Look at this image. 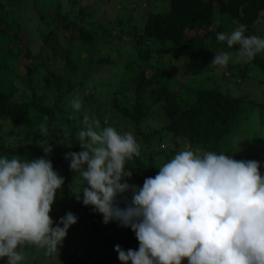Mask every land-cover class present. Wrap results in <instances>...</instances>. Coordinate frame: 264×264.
Wrapping results in <instances>:
<instances>
[{"label": "clouds", "instance_id": "obj_1", "mask_svg": "<svg viewBox=\"0 0 264 264\" xmlns=\"http://www.w3.org/2000/svg\"><path fill=\"white\" fill-rule=\"evenodd\" d=\"M246 28L241 24L230 34L218 33L217 39L229 47L239 45V55L250 61L264 50V38L246 36ZM228 61V54L221 52L215 53L211 63L224 67ZM71 104L80 111V98ZM82 124L78 132L82 150L65 153V159L88 186L82 187L83 183L80 190L71 191L77 202L82 192L83 205L102 214L104 224L118 221L135 233L138 249L114 246L121 264H182L184 259L188 264H264L260 162L236 161L214 152L200 157L183 150L138 186L128 183L132 171L125 169L126 160L140 156L134 136L120 135L112 127L94 130L100 123L87 113ZM39 132L47 136L46 123L39 125ZM36 144L44 156L33 160L0 156V258L6 257V264H22L24 256L17 248L25 244L59 257L58 246L78 221L69 211L54 226L49 213L64 177L45 158L52 152L49 141ZM127 192H131L130 201L124 195ZM121 199L124 207H120Z\"/></svg>", "mask_w": 264, "mask_h": 264}, {"label": "trees", "instance_id": "obj_2", "mask_svg": "<svg viewBox=\"0 0 264 264\" xmlns=\"http://www.w3.org/2000/svg\"><path fill=\"white\" fill-rule=\"evenodd\" d=\"M6 2L8 6L0 0V37L4 42V49L0 52V121H8L11 132L24 135V141L15 150L17 152L15 155L21 158L33 160L44 156L42 148L36 142L49 141L52 152L45 158L51 160L55 170L62 163L70 161L65 159V153L82 150L79 146L78 132L83 127V116H64L60 103H63L82 83L84 78L82 74L92 69L88 66L94 57L103 51L104 55H101L99 60L110 61L105 59V55L109 57L110 51L106 49L103 39L98 35L100 30L94 29L93 22L85 23L83 17L85 8L80 4L81 0H67L63 3L64 9L61 8L62 1L58 0L57 3L54 1L57 22L51 31H57L58 24L73 33L77 30L78 33L72 38L78 40L80 44L78 51H75L77 48L73 51L63 50L58 40L52 42L51 45L56 51L55 59L60 56L59 59L65 61L61 73L54 70L55 63L50 58L48 50L45 57L38 54L31 56L29 51L18 55L8 43L9 39L13 38V33L6 32L3 25L10 29L18 28V23L13 18L14 11L10 12L5 7L13 5L17 7L21 0ZM217 17L227 20L228 24L224 27H228L230 32L244 24L247 26L246 36L261 37L259 26L264 22V0H169V9L165 12L148 10L141 28L136 23L124 21L120 14L117 15L113 27L118 30L112 33L125 37V42H130L131 51L133 47V54L130 51L129 60L123 68L124 77L129 81L132 98L129 99L126 94L120 96L117 90L112 94L110 105L122 119L137 126L150 115L151 112L148 110L150 105L157 106L163 116V129L173 140L177 137L184 139L197 156L203 157L207 152H214L230 155L229 157L236 161L258 160V152L251 151V145L240 141L239 134L245 133L241 129V124L247 119L248 111L257 107L260 113H263L264 101L246 100L244 96H234L218 86L184 85L178 89L173 88L171 82L175 80L171 74L151 63L154 56L165 54L167 45L186 46L185 48L204 55L208 45L228 46L226 41L216 40L219 31L224 29L222 23L217 25L218 29H213ZM38 18L41 28H45L42 14H39ZM100 27L103 33H110V30ZM234 46L239 48V45ZM83 52L86 54L85 58L80 57ZM18 58H22L25 72L13 75L16 71L15 61ZM84 62H87L85 72L81 66ZM251 62L264 71V50L257 53ZM247 69L248 66L241 69L243 76L247 75ZM38 71L43 73V89L46 91L47 88H51L56 91L53 99H49L45 92L35 91L33 80ZM75 76L79 79L76 80ZM16 81L30 90L29 96L27 91L23 94L21 92L20 96L16 95ZM185 92L189 97L183 95ZM146 99L149 100L148 103ZM129 101L131 105H128ZM247 106L250 109L245 112ZM44 117L48 118L46 122ZM42 123H46L48 128L46 137L41 136L39 132V125ZM257 133L259 131L255 132ZM56 140L62 141L65 146ZM69 143L72 144L71 148L67 147ZM158 167L154 153L145 151H140L139 157L134 156L125 162V169L132 171V177H138L140 185H143L146 177H154L159 171ZM71 172L70 168L64 170L62 175L64 184L57 190V198L60 195L66 199V185ZM259 172L264 177V160L260 162ZM124 195L131 200V196ZM124 206L125 203L121 199L120 207ZM78 209V233L81 235H92L93 239L103 241V245H106L109 241L108 227L115 225L119 226L116 233L118 236L126 234L130 243H138L135 233L129 227L120 226L118 221L104 224L102 214L94 212L91 205H83L82 198L81 202H78ZM73 257V259L70 257L69 264H84L81 258L76 255ZM182 264H188L187 259L182 260Z\"/></svg>", "mask_w": 264, "mask_h": 264}, {"label": "rangeland", "instance_id": "obj_3", "mask_svg": "<svg viewBox=\"0 0 264 264\" xmlns=\"http://www.w3.org/2000/svg\"><path fill=\"white\" fill-rule=\"evenodd\" d=\"M3 1L5 5H9L6 0ZM54 1L57 3L58 0H21L17 7L16 5L5 7L10 12L14 11L13 18L18 23V28L10 29L7 25H3V28L6 32L13 33V38L9 39L8 43L11 44L18 55L29 51L31 56L32 54H38L45 57L48 50L50 58L55 63L54 70L61 73L65 61L60 60V56L55 59L56 51L51 45L52 42L58 40L63 50L70 49L72 51L75 48H77L75 51H78L80 44L78 40L72 38L73 35L75 36L78 33L77 30H74L75 33H73L58 24L56 27L57 31H51V28H54V24L57 22L56 13H54L56 11ZM60 1H62L61 8L64 9L63 3H66L67 0ZM80 4L85 8V15L83 16L85 23L93 22L94 29L100 30L98 35L103 39L106 49L110 51L109 57L105 55V59L107 58L110 61L99 60L101 55H104L103 51L94 57L95 59L88 66L92 69L90 71L87 70L86 74H82L84 76L82 83L71 92L72 94L63 103H60L64 116H84L87 113L90 119L94 118L100 123V128H94V130L100 131L103 128L112 127L120 135L131 133L140 145V151L154 153V159L158 166L170 161L178 152L190 150L189 144L184 139L177 137L173 140L171 135L163 129V116L157 106L150 105L148 109L151 112L150 115L137 126L131 121L122 119L110 105L112 94L117 90L120 92V96L126 94L127 97H130L129 99L132 98V93L129 92V81L123 74L124 65L129 60L131 46L129 45L130 42H125V37L113 35L118 30V28L113 27L115 18L120 14L124 21L136 23L141 28L146 12L150 9L161 12L167 11L169 9V0H81ZM43 10L52 12L47 13ZM75 10L77 9L75 8ZM39 14L44 17L45 28H41L40 19L38 18ZM215 19L213 29H218L217 25L219 23L224 24L223 27L228 24L227 20L220 19V17ZM100 26L110 30V33H103ZM259 30L261 38H264V22L259 26ZM219 32L226 35L231 33L228 27H224ZM6 36L8 38V35ZM216 40L221 42L218 39ZM3 43V39L0 37V52L4 49ZM173 47L167 45L165 54L162 56L156 55L151 61L152 64L160 66L166 73L171 74L175 80L171 82L173 88L178 89L184 85L193 87L218 86L223 91H228L234 96H244L246 100L264 101V71L254 65L251 60L241 57L238 51L239 48L223 44L219 47L208 45L206 55H204L195 50L185 48L186 46ZM221 52L227 53L229 56L228 64L224 67L211 63L215 53ZM131 54H133V47ZM80 57L85 58V52ZM15 65L16 71L13 75L25 72L22 58H18L15 61ZM81 66L84 68L83 72H85L87 62H84ZM245 66H248L247 75L243 76L241 69ZM42 75L41 71L35 73V79L33 78L35 91L38 93L45 92L48 94L49 99H53L56 96V91L51 88H47L46 91L43 89ZM75 79L78 80L79 77L75 76ZM16 87L17 96H20V93L22 92L23 94L25 91H27L28 94H26L28 96L30 95V90L21 82L16 81ZM183 95L189 97L186 92ZM76 98H80L82 101V107L78 112L73 109L71 104ZM148 102L149 100L146 99V103ZM129 104L131 105L130 101L128 102ZM249 109L250 107L247 106L245 112ZM247 114V119L241 124V129L245 133L239 134V140L251 145V151L258 152L259 159H252V161L262 162L264 160V111L260 113L258 108L255 107L250 109ZM10 128L8 121H0V156H7L9 159L17 156L15 155L17 154L15 150L25 138L22 134L11 132ZM256 131H259V133L255 134ZM69 163L70 161L64 162L55 169L58 175L62 176L64 170L69 169ZM137 178V176H131L130 179H125H128L129 184L142 186ZM68 181L66 199L60 197V195L57 198L56 195L52 205V212L49 213L54 226L66 212L70 211L77 217L79 216V213H77L79 211L78 202L71 189L80 190L83 183L85 184L82 187H87L88 185L74 171L70 173ZM125 194L131 196V192ZM82 196L83 193L81 192V198ZM117 230H119V226L111 225L108 227L109 241L106 245H103V241L99 242L93 239L92 235H81L78 233L77 221L69 227L62 245L58 246L60 249L59 257L46 256L43 249L29 244L18 246L17 251L24 256L22 264H69L70 257L73 259L75 255L81 258L84 264H121L114 246L118 244L124 250L129 248L136 250L139 247V242L137 244L130 243L128 236L126 234L118 236L116 234ZM6 262V257L0 258V264H6ZM128 264H131V262H128Z\"/></svg>", "mask_w": 264, "mask_h": 264}]
</instances>
